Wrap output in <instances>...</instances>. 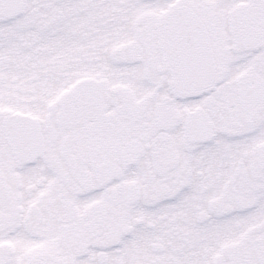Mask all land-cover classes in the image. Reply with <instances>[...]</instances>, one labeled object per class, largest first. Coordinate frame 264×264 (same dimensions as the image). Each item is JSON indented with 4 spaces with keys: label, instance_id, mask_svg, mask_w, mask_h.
<instances>
[{
    "label": "snow or ice",
    "instance_id": "snow-or-ice-1",
    "mask_svg": "<svg viewBox=\"0 0 264 264\" xmlns=\"http://www.w3.org/2000/svg\"><path fill=\"white\" fill-rule=\"evenodd\" d=\"M0 264H264V0H0Z\"/></svg>",
    "mask_w": 264,
    "mask_h": 264
}]
</instances>
